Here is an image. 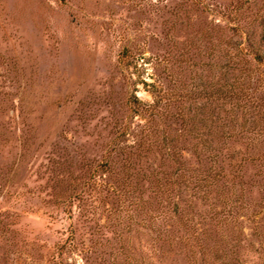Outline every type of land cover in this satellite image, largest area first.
Returning <instances> with one entry per match:
<instances>
[{
  "label": "rangeland",
  "instance_id": "rangeland-1",
  "mask_svg": "<svg viewBox=\"0 0 264 264\" xmlns=\"http://www.w3.org/2000/svg\"><path fill=\"white\" fill-rule=\"evenodd\" d=\"M257 48L264 0H0V264H264Z\"/></svg>",
  "mask_w": 264,
  "mask_h": 264
},
{
  "label": "trees",
  "instance_id": "trees-1",
  "mask_svg": "<svg viewBox=\"0 0 264 264\" xmlns=\"http://www.w3.org/2000/svg\"><path fill=\"white\" fill-rule=\"evenodd\" d=\"M254 57L257 59V60H259L260 62L261 61H263L264 60V52L263 51H261L260 49H255V51H254ZM216 117V116H215ZM204 121H206V120H204ZM240 124V123H239ZM208 125H209V122H202L201 124H200V128L201 129H204V128H206V127H208ZM219 125V124H218ZM227 125V127L225 128V129H223V130H221L222 131V133H225L226 135H228V136H232V134L233 133H242V130H239V127L241 126H237V125H235V123L234 124H226ZM212 128H209L208 129V131L207 132H209L210 130H211ZM213 131H216V128L213 130ZM203 132H201V134H202ZM202 144H201V146H202V149H204V150H207L210 154L209 155H211V157H213V156H218L219 155V153H220V148H219V146H217L214 142H211V141H209V140H203L202 142H201ZM220 168V167H219ZM217 169L214 173H210V172H206V174H203V175H201V176H197V175H195V176H193V174H189V178L190 179H192V182H193V185L195 186V185H197V184H199V182L201 183V182H204V183H207V184H210L211 182H213L212 180L213 179H215V178H218V175H219V171H220V169ZM204 183H201V186L204 184ZM172 185L176 188V191H175V193L176 194H180V192L183 190V189H181V184H180V182L177 184V182H175L174 180L172 181ZM228 202H229V200H228ZM173 211H174V213H176L177 211H178V207H177V204L174 206V208H173ZM181 210H179V212H180ZM153 215V214H152ZM171 215H174V214H171ZM174 217H177L176 215H174ZM186 221H184V222H181V227H182V230L183 229H186V223H185ZM179 223V222H178ZM193 241H192V243H193V245H195V247L196 246H198V249L199 248H201V249H203L202 247H208V250H207V252H204L203 254H205V253H207V254H211V253H213L214 254V251H213V249H210L209 250V247H210V245H207V244H202V238L199 236V235H195V236H193ZM198 238H201L200 240H198ZM196 239H197V241H196ZM180 240H183L182 239V236H180V237H178V242L180 241ZM185 241V244H187L188 246H190V242H188L187 240H184ZM192 243H191V251L192 252H194L193 251V247L194 246H192Z\"/></svg>",
  "mask_w": 264,
  "mask_h": 264
}]
</instances>
